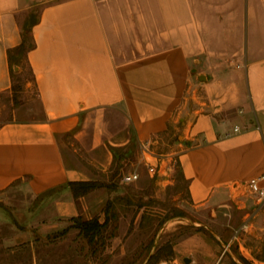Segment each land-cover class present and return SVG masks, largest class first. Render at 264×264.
I'll use <instances>...</instances> for the list:
<instances>
[{
    "label": "crops",
    "instance_id": "1",
    "mask_svg": "<svg viewBox=\"0 0 264 264\" xmlns=\"http://www.w3.org/2000/svg\"><path fill=\"white\" fill-rule=\"evenodd\" d=\"M37 3L33 46L21 57L31 78L21 85H33L39 112L22 102L0 119V200L28 195L40 205L31 212L50 210L63 226L86 207L69 182L96 181L91 195L119 155L149 176L140 144L165 132L199 88L200 106L173 146L191 205L229 206L264 174V0H0V95L14 92L22 67L8 48L21 43L22 13ZM66 136L87 163L69 160ZM263 211L255 237L264 236ZM173 248L193 262L209 250L198 234Z\"/></svg>",
    "mask_w": 264,
    "mask_h": 264
},
{
    "label": "rangeland",
    "instance_id": "2",
    "mask_svg": "<svg viewBox=\"0 0 264 264\" xmlns=\"http://www.w3.org/2000/svg\"><path fill=\"white\" fill-rule=\"evenodd\" d=\"M38 10L39 3L23 12L22 23L34 20ZM18 64L22 70L16 69L19 72L14 73V79L16 84H23L31 78V73L23 58ZM203 97L199 88L195 96L184 99L174 115L177 120L157 136L158 141L152 146L154 151L174 152L182 127L192 119ZM22 102L32 107L30 111L39 112L33 85L27 88L21 85L11 94L0 95V119L12 117L15 107ZM63 143L67 153L76 146L70 136ZM73 153L69 160L87 163L82 152ZM120 158V155L116 157L98 178V182L107 185L98 186L91 195H88L90 189L86 191L81 198L86 206L84 212L63 219V226L60 219L53 220L50 210L31 212L40 205L39 201L33 205L34 199L28 195L11 190L3 194L0 264H257L249 256V251L254 254V249L257 256L264 258V236L252 234L256 213V198L252 193L238 191L236 202L211 213L191 205L179 167L170 183L142 173L136 181L125 184L119 180L120 173L128 170L134 161L129 157L120 162ZM92 217H98L101 222L107 218V222L93 229L84 228L83 221ZM260 226L257 231L262 235ZM193 234L200 235L209 250L200 252L198 261L185 263L182 252L175 251L173 246ZM227 242L230 244L224 250Z\"/></svg>",
    "mask_w": 264,
    "mask_h": 264
},
{
    "label": "built area",
    "instance_id": "3",
    "mask_svg": "<svg viewBox=\"0 0 264 264\" xmlns=\"http://www.w3.org/2000/svg\"><path fill=\"white\" fill-rule=\"evenodd\" d=\"M241 127L235 124L233 131H239ZM158 141L157 138L150 137L140 144L141 155L140 162L145 166L150 177L157 180H165L170 183L174 179V174L179 167V161L176 152H156L153 149V143ZM140 172L136 167L131 170H124L120 173L119 180L121 183H132L139 179ZM264 179V174L247 179L244 182L246 190L252 193L256 198V211L264 208V184L260 181Z\"/></svg>",
    "mask_w": 264,
    "mask_h": 264
},
{
    "label": "trees",
    "instance_id": "4",
    "mask_svg": "<svg viewBox=\"0 0 264 264\" xmlns=\"http://www.w3.org/2000/svg\"><path fill=\"white\" fill-rule=\"evenodd\" d=\"M35 20V19H34ZM34 20H30L26 24H24L23 27V33H22V41L18 45L14 47L8 48V55L10 60L12 58H16V63H18L19 59L26 54V52L33 46V42L31 41L30 37V25ZM21 84H16L14 82L12 89L15 92V90L19 89ZM69 185L72 189V192L75 196L78 194H83L89 189L93 188L97 185V182L94 180H78V181H70ZM107 222V218L104 219V221H99L98 217H92L91 219L87 221H83L84 228L87 229H93L96 227H100L104 225Z\"/></svg>",
    "mask_w": 264,
    "mask_h": 264
},
{
    "label": "water",
    "instance_id": "5",
    "mask_svg": "<svg viewBox=\"0 0 264 264\" xmlns=\"http://www.w3.org/2000/svg\"><path fill=\"white\" fill-rule=\"evenodd\" d=\"M183 260L185 263H189L191 261V258L189 256H184Z\"/></svg>",
    "mask_w": 264,
    "mask_h": 264
},
{
    "label": "bare ground",
    "instance_id": "6",
    "mask_svg": "<svg viewBox=\"0 0 264 264\" xmlns=\"http://www.w3.org/2000/svg\"><path fill=\"white\" fill-rule=\"evenodd\" d=\"M181 221V220H180Z\"/></svg>",
    "mask_w": 264,
    "mask_h": 264
}]
</instances>
